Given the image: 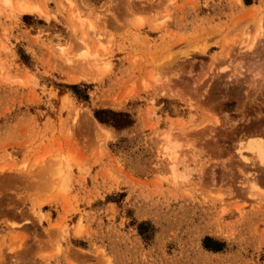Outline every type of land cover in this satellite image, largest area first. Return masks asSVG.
Instances as JSON below:
<instances>
[{
  "label": "rangeland",
  "instance_id": "1",
  "mask_svg": "<svg viewBox=\"0 0 264 264\" xmlns=\"http://www.w3.org/2000/svg\"><path fill=\"white\" fill-rule=\"evenodd\" d=\"M18 1L0 264H264V0Z\"/></svg>",
  "mask_w": 264,
  "mask_h": 264
},
{
  "label": "bare ground",
  "instance_id": "2",
  "mask_svg": "<svg viewBox=\"0 0 264 264\" xmlns=\"http://www.w3.org/2000/svg\"><path fill=\"white\" fill-rule=\"evenodd\" d=\"M5 2H9L10 0H4ZM28 0H19L18 1V11L20 12V13H31V14H42L43 13V11L39 8V6L38 5H34V4H31V3H28V2H30V1H28ZM17 8V7H16ZM45 9V8H44ZM253 9V8H252ZM255 11V10H254ZM253 12V11H252ZM255 13V12H254ZM253 13V14H254ZM251 15V14H250ZM253 16V15H252ZM259 28L261 29L262 28V25H261V19H260V23H259ZM259 30V29H258ZM255 41V40H254ZM262 41V40H261ZM253 43V42H252ZM252 43H250V44H248L246 47L248 48V49H251L252 48V46H253V44ZM262 43V42H261ZM264 48V47H263ZM256 51V50H255ZM263 51V50H262ZM86 52H88V51H86ZM254 52V51H253ZM89 53V52H88ZM84 54L83 53V55H84V57L85 56H87V55H89V54ZM254 54H256L255 52H254ZM94 55V54H93ZM81 58H82V56H81ZM88 58V57H87ZM86 58V59H87ZM98 58V57H97ZM97 58H95V59H97ZM84 59V58H83ZM241 63V62H240ZM83 64V63H82ZM236 64H238V62L236 63ZM259 64V63H258ZM90 65V64H89ZM84 66V65H83ZM238 66H239V64H238ZM263 66V65H262ZM235 69H232L233 71H231L232 73H238L237 71V67H234ZM239 68H241V67H239ZM259 69H260V67H258ZM79 70H81V69H79ZM237 70V71H236ZM261 70V69H260ZM261 72H262V70H261ZM263 73V72H262ZM230 74V73H229ZM239 74V73H238ZM264 74V73H263ZM235 75V74H234ZM258 75V74H257ZM71 76V75H70ZM74 76H75V74H74ZM79 76V75H78ZM83 76V75H82ZM81 76V77H82ZM80 77V76H79ZM256 77V76H255ZM70 78V77H69ZM259 78V77H258ZM261 78V77H260ZM264 78V77H263ZM72 79V78H71ZM75 79V78H74ZM220 79V78H219ZM262 79V78H261ZM261 79H259V80H261ZM236 80V79H235ZM239 80V79H238ZM263 80V79H262ZM264 81V80H263ZM260 82V81H259ZM239 84V83H238ZM227 85V84H226ZM261 85V84H260ZM263 85V84H262ZM261 85V86H262ZM263 87H264V85H263ZM179 90V89H178ZM171 93H173V91H170ZM176 92V91H175ZM257 92H259V91H257ZM167 93V92H166ZM167 94H170V93H167ZM186 97V96H185ZM223 106V105H222ZM261 116V115H260ZM262 116H263V114H262ZM76 117H77V115H76ZM76 119V118H75ZM250 119V118H249ZM261 119V118H260ZM218 120V119H217ZM216 120V121H217ZM247 120V119H246ZM250 120H252V119H250ZM254 122V121H253ZM258 122V121H257ZM249 123V122H248ZM256 123V122H255ZM252 124V123H251ZM261 124V123H260ZM256 125H257V123H256ZM254 127V126H253ZM261 127V126H260ZM264 127V126H263ZM246 128V127H245ZM255 128V127H254ZM260 129V128H259ZM242 130H244L243 128H242ZM247 130H250V129H247ZM234 131H235V129H234ZM238 131V130H237ZM236 131V132H237ZM261 131V130H260ZM260 131L257 129L256 130V128L254 129V131H252V132H254L253 133V135L255 136V135H259V136H261L260 134ZM262 132V131H261ZM98 133V132H97ZM167 134H168V132H166ZM225 133H227V132H225ZM230 133V132H229ZM260 133V134H259ZM166 134V135H167ZM245 134V133H244ZM247 134V133H246ZM170 135L171 134H169V138H167L168 140H169V142H168V144L165 146V150H166V152H168V154H171L172 155V150L174 151L175 149H173L172 148V144L173 143H170L171 142V139L173 140V138H171L170 137ZM252 135V134H251ZM241 136H242V134H241ZM263 136V135H262ZM166 137V136H165ZM171 138V139H170ZM166 139V140H167ZM244 139H246V137L244 138ZM243 139V140H244ZM167 140V141H168ZM166 141V142H167ZM175 143V142H174ZM252 144H253V147H254V151H256L255 153L257 154V156L256 157H259L260 158V160L262 161V162H264V142L263 141H261V140H258V141H254V142H251ZM171 144V145H170ZM176 144V143H175ZM175 146V145H174ZM253 147H251V148H253ZM175 148V147H174ZM170 155V156H171ZM172 157H174V156H172ZM178 160V159H177Z\"/></svg>",
  "mask_w": 264,
  "mask_h": 264
}]
</instances>
